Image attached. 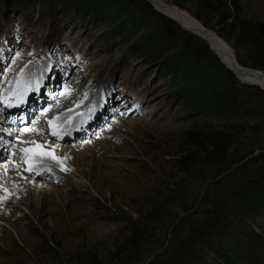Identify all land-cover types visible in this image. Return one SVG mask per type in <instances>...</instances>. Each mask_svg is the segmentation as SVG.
Segmentation results:
<instances>
[{
  "label": "rangeland",
  "instance_id": "obj_1",
  "mask_svg": "<svg viewBox=\"0 0 264 264\" xmlns=\"http://www.w3.org/2000/svg\"><path fill=\"white\" fill-rule=\"evenodd\" d=\"M72 1L83 6L79 13L67 0H53L55 9L47 14L41 6L45 0H0V90L43 48L46 53L70 43L82 56L74 65L78 72L63 77L75 83L67 82L65 91L30 112L24 124L4 118L0 107L7 152L29 146L18 135L32 128L42 142L59 144L51 159L69 175L29 172L51 192L35 185L29 193L22 186L24 201L11 192L13 203L0 198V264H264V202L247 212L235 211L234 203L249 201L264 187V89L234 76L237 117L196 111L184 88L194 63L186 67L188 58L180 62L174 56L185 49L190 56L219 59L202 37L147 0H115L129 11L119 20H111L115 10L102 9V0ZM162 1L218 35L239 65L264 71L252 66L264 65L259 49L264 0ZM145 15L167 34L165 45L147 46L155 28L140 20ZM83 79L77 102L108 85L113 93L108 116L96 121L89 136L56 142L43 115L54 111L60 94L80 88ZM83 109L62 115L64 122ZM68 110L58 108L55 114ZM5 160L0 159V168ZM6 179L0 176L2 187ZM213 220L215 229L202 237L200 229Z\"/></svg>",
  "mask_w": 264,
  "mask_h": 264
},
{
  "label": "bare ground",
  "instance_id": "obj_2",
  "mask_svg": "<svg viewBox=\"0 0 264 264\" xmlns=\"http://www.w3.org/2000/svg\"><path fill=\"white\" fill-rule=\"evenodd\" d=\"M147 1H149L155 9L162 12L163 15L165 14L168 17H170L171 19H173L174 21H177L187 31L193 32L194 34L202 37L207 42L210 49L215 53V55L217 57H219V60L224 65H226L231 71H233V73L236 75L237 79H239L242 82L256 84V85H258L264 89V71L262 72V71H259L256 69H251V68L249 69V68H246V67L239 65L238 62L234 58L232 49L218 35H216L212 31H210L209 29L203 27V25H201L198 21H196L194 18L190 17L186 12H184L183 10H181L175 6L172 7L170 5H167V4L163 3L162 0H147ZM62 37L64 38L65 36H62ZM73 59H74L73 57L71 59L64 58L65 61L61 62L63 65H67L69 63L68 71L74 70L73 65L71 64V61ZM55 62H58L57 58L52 60V71L54 69H57L55 66ZM59 63H60V60H59ZM60 68H61V66H60ZM26 71L24 72V75L26 74ZM59 71H61V70H59ZM59 71L57 70V72H56L57 76L60 75ZM76 72H78V71H76ZM77 75L79 76L80 74L78 73ZM87 78L89 80V75L87 76ZM98 79H99L98 76H96L92 82L97 83L96 81H98ZM67 81L75 83L74 79L71 77H69V79H67ZM86 81H87V79H86ZM86 81L83 79L81 81V85H80L81 87L77 88V89L69 90V92H68L69 94H66L65 92L62 95L60 94V97L56 100L57 106H53V107H55L54 111H51V110L45 111L43 118L46 117L45 122L47 123V126H48V128H50V130L55 129V131L57 133H59L60 131H65L66 133H68L71 136L76 135L75 136L76 138H84V137L89 136L91 134L89 132L91 131V129H93V128L95 129L97 127L96 125L99 122H101L103 119L107 118L108 114H107L106 110L104 109L105 110L104 111L103 107L100 106L99 109H101L102 113H100L98 110H95L93 113L90 111V113L87 114L86 118H84L82 120V122L79 124V126H75L74 129H72L70 131L65 129L66 123L64 122L65 119H63L62 115H68V114H70V112L75 111L74 109H78L77 108V100L80 96L82 89L84 88V84ZM55 84H56V82H54V85ZM14 87H15V85H14ZM64 87L65 88L63 89V91H65L67 84ZM48 90H49V92H53L52 90H54V88L48 89ZM52 94H50V95H52ZM39 95L40 96L37 99H32L28 103L26 108L24 106L26 101H25V103L22 104V108H23L25 114H30V112L32 110H34V112H35L38 110V108H40V107L42 108V106L46 105V103L47 104L49 103V97H48V95H46L45 92H41ZM112 95H113V93H112ZM109 98H111L110 93L106 94L105 99L108 101ZM71 100L72 101L76 100V101H73V104L69 105V102ZM59 104H61V106H59ZM54 105H56V104H54ZM63 107H69V110L62 113V114L59 113L60 115L55 114L57 112L58 108L62 109ZM55 115H57V116H55ZM97 115H98V117H97ZM38 117L39 116L36 117L37 120H38ZM14 121L19 122L17 119H15ZM49 121H51V124L49 123ZM88 121L90 122V124L93 121H94V123L91 124L89 127H87V125H83L84 122L87 123ZM96 121L98 123H96ZM32 122H34V120ZM40 122H41V120H40ZM25 129L21 130V132L19 131L18 136L20 138L24 139L25 141L27 139L26 142L30 145L27 146L26 144L23 143L22 146H19V147L13 146V148L8 150V152H7L8 155L6 156L5 163L2 166V168H0L1 169L0 170V176L3 179L9 178V180H7V179L5 180L7 186L2 187V185H0V187H1V194H0L1 197L0 198H2L3 200L5 199L6 202H12L13 203V200L10 199L8 196L10 194L9 192L16 194V196L18 197V199L21 202L24 201L25 200V198H24L25 193L21 190L22 186H25L26 191L30 193V191L32 192L33 186L41 185V188L43 189L42 192H44V194H49L51 191L48 188H46V186L44 184H38L39 181H36L37 179L34 180L33 178H31L30 175L35 176V175L39 174L40 177L42 176V177L49 178V175L54 176V175H56V173L60 172L58 166H56L55 162H53V160L51 159V158L57 156V153L55 150L60 147L59 144H55L53 141L51 142L52 144L49 142H44V141L42 142L41 137L37 136L35 134V132L32 130V128L27 127V129H31L29 131H25ZM78 129H80V130H78ZM57 130H59V131H57ZM83 132H84V134L82 136H80L79 134H82ZM0 137H2V139L0 140V146L4 148L5 146H7V145H5L7 143L4 141L5 136L1 135ZM31 144H34V145H31ZM99 145H101V144H99ZM16 149H17V151H16ZM22 149L25 151H22ZM88 149L90 150V147L84 149V151L88 150ZM27 150H31V151H27ZM48 153H51V155H48ZM0 156H1V154H0ZM63 159H64V157H63ZM26 160H31V162H32L31 166H32L33 171H31V172L28 171L29 164L25 163V164H28V167H26L25 164L23 163V161H26ZM58 160H61V159L59 158ZM18 165L22 166V167H19ZM29 172H30V175H28ZM60 174L62 177H66V178L69 177L67 169L65 170V173L62 172V170H61ZM7 181H9V186H10L9 190L10 191L7 189V187H8ZM0 207H1V205H0Z\"/></svg>",
  "mask_w": 264,
  "mask_h": 264
},
{
  "label": "trees",
  "instance_id": "obj_3",
  "mask_svg": "<svg viewBox=\"0 0 264 264\" xmlns=\"http://www.w3.org/2000/svg\"><path fill=\"white\" fill-rule=\"evenodd\" d=\"M45 1L47 5L41 4V6L42 8L45 6L46 12H50L55 9V6L53 5L54 2H52L53 0ZM67 1L74 4V12L76 13H79L80 8H83V6H80V3H73L72 0ZM102 1L105 2L102 6V9L109 10V8L113 7L115 10L114 14H110L109 16L111 20H119L120 17L123 16V13L127 14V12H129L127 10V6L125 7L122 3H117L115 0V2L113 0ZM139 18L141 21L149 20L150 22H153V27L155 28L153 34L150 33L146 37L148 40L146 42L147 46H151L150 49H153L158 47L160 44L165 45L167 42V34L160 33V28L159 26L154 25L153 18L147 17L146 15L143 17L140 16ZM249 42V44L254 45L252 40ZM141 46L144 47V45ZM259 49L261 50V53L264 54V45L260 46ZM136 52H138V49ZM174 57H176L175 60H179L180 62L188 58L189 63L185 64V66L191 67L193 63L195 66V72L188 73V77L184 82V88L187 91V103H189L190 106H193L196 111L202 112H207L210 109H214L215 113H217L220 117L228 119L237 117L240 114L239 107L235 101L232 100V97L235 93L234 82H236V79L234 78V74L223 64H221L218 58H209L208 56L204 55L198 56L197 54L190 56V51L185 49H181ZM252 66L264 68V65L259 63H254ZM261 202H264V187L252 192L249 201H234L235 211L237 208L238 212H247L250 209L259 208L262 204ZM217 223L218 222L216 220H213L212 223L204 225L200 229L202 237H207L209 234H211ZM253 236L258 237L257 233H253ZM222 258L225 263H229L228 258L225 256H222Z\"/></svg>",
  "mask_w": 264,
  "mask_h": 264
},
{
  "label": "snow or ice",
  "instance_id": "obj_4",
  "mask_svg": "<svg viewBox=\"0 0 264 264\" xmlns=\"http://www.w3.org/2000/svg\"><path fill=\"white\" fill-rule=\"evenodd\" d=\"M24 72H25L24 69L20 70L19 77L15 81V89L9 87L7 90L4 91V93L0 94V104L3 105L4 109L19 107L21 104L25 103V98L30 92L39 90V80L33 83L30 79L25 77ZM49 123L51 124V121H49ZM29 130L31 129H27V128L25 129V131H29ZM6 135L12 136L13 133L8 132ZM52 135L53 136L57 135L55 129L52 131ZM0 139H2V137H0ZM22 151L25 150L22 149ZM27 151H31V150H27ZM48 155H51V153H48ZM53 159L56 158L53 157ZM24 162L29 164L28 171L30 172L33 171L31 166L32 165L31 160H26Z\"/></svg>",
  "mask_w": 264,
  "mask_h": 264
},
{
  "label": "water",
  "instance_id": "obj_5",
  "mask_svg": "<svg viewBox=\"0 0 264 264\" xmlns=\"http://www.w3.org/2000/svg\"><path fill=\"white\" fill-rule=\"evenodd\" d=\"M226 68H228L226 65H225ZM229 69V68H228ZM230 70V69H229ZM231 71V70H230ZM233 73V71H231ZM234 74V73H233ZM234 76L236 77V75L234 74ZM237 78V77H236ZM247 83V82H246Z\"/></svg>",
  "mask_w": 264,
  "mask_h": 264
}]
</instances>
